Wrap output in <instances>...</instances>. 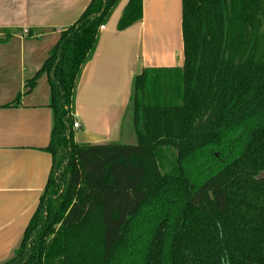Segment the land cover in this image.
<instances>
[{
	"label": "trees",
	"instance_id": "16d2710c",
	"mask_svg": "<svg viewBox=\"0 0 264 264\" xmlns=\"http://www.w3.org/2000/svg\"><path fill=\"white\" fill-rule=\"evenodd\" d=\"M118 1L91 0L25 83L47 77L52 165L0 264H264V0H182V68L133 79L136 143L79 145L75 86Z\"/></svg>",
	"mask_w": 264,
	"mask_h": 264
},
{
	"label": "crops",
	"instance_id": "0c3cea01",
	"mask_svg": "<svg viewBox=\"0 0 264 264\" xmlns=\"http://www.w3.org/2000/svg\"><path fill=\"white\" fill-rule=\"evenodd\" d=\"M91 0H0V263L11 258L44 192L53 126L42 75L24 94L63 30ZM129 0H119L99 31L73 97L79 145H133L132 83L146 69L184 64L182 0H142L141 18L118 31ZM4 41V42H3ZM22 95L15 107L9 105Z\"/></svg>",
	"mask_w": 264,
	"mask_h": 264
},
{
	"label": "built area",
	"instance_id": "2783aa9c",
	"mask_svg": "<svg viewBox=\"0 0 264 264\" xmlns=\"http://www.w3.org/2000/svg\"><path fill=\"white\" fill-rule=\"evenodd\" d=\"M103 30V26L99 28V31ZM72 129L74 132H77L80 129V124L76 121L75 118H73V126Z\"/></svg>",
	"mask_w": 264,
	"mask_h": 264
}]
</instances>
